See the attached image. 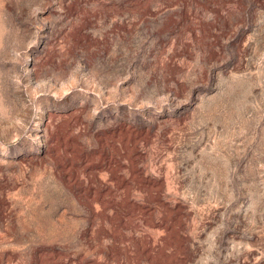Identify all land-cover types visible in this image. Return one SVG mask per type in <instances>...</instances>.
<instances>
[{
  "label": "rangeland",
  "instance_id": "374dc122",
  "mask_svg": "<svg viewBox=\"0 0 264 264\" xmlns=\"http://www.w3.org/2000/svg\"><path fill=\"white\" fill-rule=\"evenodd\" d=\"M0 264H264V0H0Z\"/></svg>",
  "mask_w": 264,
  "mask_h": 264
}]
</instances>
